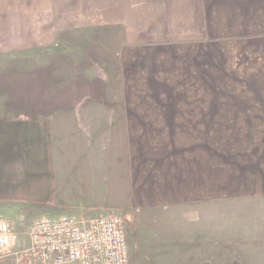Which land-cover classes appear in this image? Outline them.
<instances>
[{
    "label": "crops",
    "instance_id": "1",
    "mask_svg": "<svg viewBox=\"0 0 264 264\" xmlns=\"http://www.w3.org/2000/svg\"><path fill=\"white\" fill-rule=\"evenodd\" d=\"M0 41L29 58V104L0 98V264L37 220L113 215L127 264H209L210 205L264 201V0H0Z\"/></svg>",
    "mask_w": 264,
    "mask_h": 264
},
{
    "label": "rangeland",
    "instance_id": "2",
    "mask_svg": "<svg viewBox=\"0 0 264 264\" xmlns=\"http://www.w3.org/2000/svg\"><path fill=\"white\" fill-rule=\"evenodd\" d=\"M8 45L0 41L2 49ZM6 52L0 54V98L29 104V58L14 57L11 50ZM17 109L29 113V106ZM209 234V264H264V201L241 198L232 203L211 204ZM127 235L126 240L132 245V234ZM19 237L22 236H16V242L24 245ZM205 254L206 251L204 259Z\"/></svg>",
    "mask_w": 264,
    "mask_h": 264
},
{
    "label": "built area",
    "instance_id": "3",
    "mask_svg": "<svg viewBox=\"0 0 264 264\" xmlns=\"http://www.w3.org/2000/svg\"><path fill=\"white\" fill-rule=\"evenodd\" d=\"M29 244L17 252L19 264H127L123 222L118 216L61 217L35 221ZM15 235L0 218V252L14 246Z\"/></svg>",
    "mask_w": 264,
    "mask_h": 264
}]
</instances>
